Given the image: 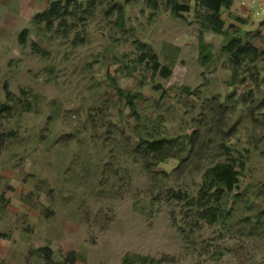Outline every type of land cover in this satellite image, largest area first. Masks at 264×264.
I'll list each match as a JSON object with an SVG mask.
<instances>
[{
  "label": "rangeland",
  "instance_id": "rangeland-1",
  "mask_svg": "<svg viewBox=\"0 0 264 264\" xmlns=\"http://www.w3.org/2000/svg\"><path fill=\"white\" fill-rule=\"evenodd\" d=\"M178 2L63 0L0 53V171L81 225L75 264H264V16L223 8L215 32ZM221 163L232 191L210 187Z\"/></svg>",
  "mask_w": 264,
  "mask_h": 264
},
{
  "label": "crops",
  "instance_id": "crops-1",
  "mask_svg": "<svg viewBox=\"0 0 264 264\" xmlns=\"http://www.w3.org/2000/svg\"><path fill=\"white\" fill-rule=\"evenodd\" d=\"M54 1L0 0L1 56H16L14 52L22 46L20 34L23 31L29 34V26L35 24V15L48 11ZM261 5L264 12V0ZM227 10L240 17L253 15L249 0H233ZM0 176L14 187L13 191H0V200L5 201L3 209L0 208V264L58 263L69 252L78 250L84 242V234L77 221L62 218L60 210L50 206L41 196L42 192L24 182L23 175L12 176L4 168ZM46 248L51 250L50 261L43 251Z\"/></svg>",
  "mask_w": 264,
  "mask_h": 264
},
{
  "label": "trees",
  "instance_id": "trees-1",
  "mask_svg": "<svg viewBox=\"0 0 264 264\" xmlns=\"http://www.w3.org/2000/svg\"><path fill=\"white\" fill-rule=\"evenodd\" d=\"M70 0H67L69 2ZM172 9L176 13L181 12H188L190 11V6L185 4H180L178 0H169ZM197 6L204 8L206 12L209 14L210 21L213 24V30L215 32H219L221 27L223 26V21L220 19V12L223 8L229 9L232 4L233 0H195ZM66 5L63 4V0H55L52 2L50 8L45 13L37 14L34 17L35 23H42L46 22L51 23L52 20L58 18L61 14V10L64 9ZM28 33L23 31L20 34V43L25 44L27 40ZM225 52L230 55L235 60H242L244 58H250L252 61H255L257 57L263 54L257 47H255L251 43H244L242 39L233 38L231 39L229 45L225 48ZM244 56V57H243ZM161 64L159 63L158 59L154 57V64L153 70L156 72L160 68ZM264 84V79H263ZM120 94L122 96L126 93L125 91L119 89ZM5 110L8 109L7 107H3ZM169 143V140H160V141H153L147 144L148 148L151 151H160L165 144ZM212 179L210 187L214 186H223V190L232 191L234 190L239 184V173L235 170L233 165L230 164H218L212 169ZM218 190L220 188L218 187ZM218 194V191L215 192V195ZM47 256L50 258L51 250L46 248L43 250ZM50 261V259H49ZM76 261V254L74 252H69L63 261L54 263L50 261V264H74Z\"/></svg>",
  "mask_w": 264,
  "mask_h": 264
},
{
  "label": "built area",
  "instance_id": "built-area-1",
  "mask_svg": "<svg viewBox=\"0 0 264 264\" xmlns=\"http://www.w3.org/2000/svg\"><path fill=\"white\" fill-rule=\"evenodd\" d=\"M249 4L252 7L253 15L259 17L263 12V7L261 5V0H249Z\"/></svg>",
  "mask_w": 264,
  "mask_h": 264
}]
</instances>
